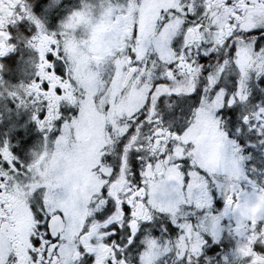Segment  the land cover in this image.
Instances as JSON below:
<instances>
[{
  "label": "snow or ice",
  "instance_id": "1",
  "mask_svg": "<svg viewBox=\"0 0 264 264\" xmlns=\"http://www.w3.org/2000/svg\"><path fill=\"white\" fill-rule=\"evenodd\" d=\"M0 264H264V0H0Z\"/></svg>",
  "mask_w": 264,
  "mask_h": 264
},
{
  "label": "rangeland",
  "instance_id": "2",
  "mask_svg": "<svg viewBox=\"0 0 264 264\" xmlns=\"http://www.w3.org/2000/svg\"><path fill=\"white\" fill-rule=\"evenodd\" d=\"M94 134H95L94 118L90 115L87 119V126L83 130V135L85 136V139H89Z\"/></svg>",
  "mask_w": 264,
  "mask_h": 264
},
{
  "label": "flooded vegetation",
  "instance_id": "3",
  "mask_svg": "<svg viewBox=\"0 0 264 264\" xmlns=\"http://www.w3.org/2000/svg\"><path fill=\"white\" fill-rule=\"evenodd\" d=\"M67 2H68L69 4H71V3L74 2V0H67ZM23 219H24L23 214L20 213L19 210H17V223H18V224L21 223V222L23 221Z\"/></svg>",
  "mask_w": 264,
  "mask_h": 264
}]
</instances>
